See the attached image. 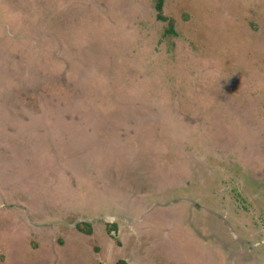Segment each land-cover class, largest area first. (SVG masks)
Here are the masks:
<instances>
[{"label": "rangeland", "instance_id": "374dc122", "mask_svg": "<svg viewBox=\"0 0 264 264\" xmlns=\"http://www.w3.org/2000/svg\"><path fill=\"white\" fill-rule=\"evenodd\" d=\"M156 2L0 0V264H264V0Z\"/></svg>", "mask_w": 264, "mask_h": 264}, {"label": "trees", "instance_id": "16d2710c", "mask_svg": "<svg viewBox=\"0 0 264 264\" xmlns=\"http://www.w3.org/2000/svg\"><path fill=\"white\" fill-rule=\"evenodd\" d=\"M163 2L164 0H157L156 2L157 18L160 20H166V17L162 13ZM83 226H86L87 228H84ZM77 229L87 234H91L92 232V227L88 222H79L77 224ZM115 264H127V262L125 260H118Z\"/></svg>", "mask_w": 264, "mask_h": 264}]
</instances>
